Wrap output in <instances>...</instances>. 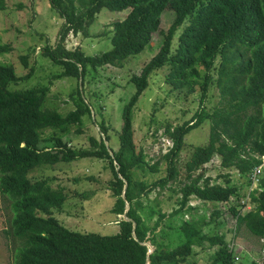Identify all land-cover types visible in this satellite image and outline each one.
Wrapping results in <instances>:
<instances>
[{
    "label": "trees",
    "instance_id": "1",
    "mask_svg": "<svg viewBox=\"0 0 264 264\" xmlns=\"http://www.w3.org/2000/svg\"><path fill=\"white\" fill-rule=\"evenodd\" d=\"M49 2L63 20L56 45L41 50L63 70L52 76L54 79L75 78L82 86L88 67L116 66L140 54L155 33L161 35L162 43L140 73L130 79L135 91L121 111L117 151L105 145L110 138L103 121L98 124L103 139L90 138L89 149L76 150L64 141L72 128L81 133L82 119L93 112L78 86L70 94L75 109L63 116L45 106L49 86L12 89L33 73L25 55L19 56L23 68L28 69L23 76L16 75L12 64L0 60V195L8 199L13 214L9 233L21 241L15 264H184L195 254L194 248L213 250L204 264H235L225 235L204 233L203 228L212 225L214 218L226 217L236 223L237 230L243 228L255 238H264V175L258 179L259 191L250 194L252 209L242 215L245 205L239 202L241 186L249 188V174L261 165L264 156V0ZM5 3L0 0V10ZM102 10L127 11L112 25L111 49L93 57L78 48L65 50L69 34L89 37L90 26ZM165 10L173 13V20L162 32ZM10 52L11 45L0 43V58ZM164 66L170 67L167 80L175 89L185 88L190 93L198 89L200 107L190 121L165 127L164 134L172 145L149 165L133 141V111L150 75ZM214 71L216 78L212 76ZM214 84L223 106L209 113L204 103ZM248 109L254 113L247 114ZM206 121L210 123L208 141L195 147L184 165L177 209L169 216L159 215L148 226L152 211L145 213L143 199L156 187L164 188L177 180L178 158L186 147L184 139ZM46 129L51 132L43 138ZM43 142L52 145L40 147ZM83 158L107 161L112 175L109 190L114 198L110 212L125 217L118 221L116 234H83L65 228L53 215L65 203L63 189L52 188L49 179L29 177L35 169ZM214 158H218L221 169L236 171L246 184L231 183L229 175H225L223 184L204 178L202 170ZM160 161L166 163L165 177L151 184L138 177V172L146 169L157 172ZM191 197L227 205L224 211L215 209L207 222L204 217L184 220V215L195 208L190 205ZM175 218L177 225H172ZM146 242L154 247L150 254Z\"/></svg>",
    "mask_w": 264,
    "mask_h": 264
},
{
    "label": "rangeland",
    "instance_id": "2",
    "mask_svg": "<svg viewBox=\"0 0 264 264\" xmlns=\"http://www.w3.org/2000/svg\"><path fill=\"white\" fill-rule=\"evenodd\" d=\"M126 14L127 11L102 10L90 26L89 37L83 38L81 35L69 34L64 43L65 50L72 51L78 48L91 57L109 51L112 25L115 21L122 20ZM172 20L173 13L165 10L161 16L160 31H166ZM62 23V18L52 8L49 0H6L4 10H0V43L11 45L12 52L3 55L0 60L12 64L17 76H23L28 71L21 65L19 56L25 55L28 68L33 67L30 78L12 86V89L24 90L40 85L49 86L48 104L45 106L48 109L57 110L64 116L75 109L70 94L78 86L83 91L85 102L92 107L93 112L90 117L85 116L82 119L81 133L77 134L75 128H72L70 135L64 141L76 150L89 149L90 138L103 139L98 128L99 122L103 121L110 138L105 145L111 151H117L118 134L122 125L121 111L135 91V86L130 79L133 75H138L142 67L157 53L162 37L159 33L153 34L150 44L140 54L116 66L95 69L88 67L81 86V81L75 78H52L63 70L41 54L45 46L54 47L56 45ZM218 63L219 61L216 62L217 65ZM169 72L170 67L164 66L150 75L148 86L133 111V141L136 150L142 151L149 165L159 160L160 156L164 155L172 145L164 134L165 127L167 125L175 127L190 121L200 107L198 89L193 93L185 88L175 89L167 80ZM199 72L202 74L203 71L199 70ZM212 76L217 77L216 71L212 72ZM221 106L223 104L219 90L215 84L211 85L204 107L211 113ZM246 113L253 114L254 111L248 109ZM209 128L210 123L206 121L185 137L186 147L180 153L177 163L179 171L177 180L164 188L156 187L147 199H143L145 213L152 211L148 226H152L159 215L169 216L177 209L180 199L179 181L182 180L184 165L195 147L204 146L207 143ZM50 132V130H44L42 137H47ZM46 144L52 145L50 142H43L40 147ZM263 171L264 168L260 177L264 175ZM138 173V177L143 181L148 184L154 183L166 176V163L160 161L155 173L148 169ZM202 173L204 178H209L212 183L223 184L225 175H229L231 183L233 181L238 186L246 184V179L238 176L236 171L221 169L218 158L206 164ZM29 177L49 179L52 188L63 189L66 195L65 203L59 210H55L53 215L65 228L83 234L113 235L118 233L117 223L123 217H117L110 212L114 198L109 190L112 175L107 161L83 158L71 163H58L54 166L35 169L29 173ZM241 187L240 197L242 199L247 195L248 189ZM190 203L195 208L189 214L184 215V220H197L204 217L207 222L215 209L219 208L224 211L226 208V204L201 202L194 197L190 198ZM12 218L8 199L0 195V264H15V258L21 247V241L9 233ZM176 220V218L173 220L172 225H177ZM212 223L203 228L204 233L223 234L227 241L231 239L232 223L229 218H214ZM160 230L159 227L157 233ZM235 240L241 249L240 264L250 262L264 264V254L261 253L264 249V242L261 239L255 238L247 230L240 228L236 232ZM145 244L149 246L150 243ZM153 249L154 247L151 246L149 251ZM212 251L194 248L195 254L189 257L184 264H204L209 260Z\"/></svg>",
    "mask_w": 264,
    "mask_h": 264
},
{
    "label": "built area",
    "instance_id": "3",
    "mask_svg": "<svg viewBox=\"0 0 264 264\" xmlns=\"http://www.w3.org/2000/svg\"><path fill=\"white\" fill-rule=\"evenodd\" d=\"M262 162L261 165L255 167L252 172L249 174V179H250V186L248 188V193L247 195L240 199V204L245 205L242 208V211L244 212L245 210H249L250 209V193L253 192L254 190L257 189V183H258V179L260 178V175L262 173V170L264 168V156L262 157ZM232 200V199H231ZM238 202V203H239ZM222 204H226V202L222 203ZM190 205L192 206V204L190 203ZM232 237L229 241H227V245H228V249L229 251L233 254V258L235 261V264H239L240 262V253H241V249L238 246V243L235 240V236H236V231H235V227H232ZM262 242H264L263 240H261ZM262 254H264V249L261 252Z\"/></svg>",
    "mask_w": 264,
    "mask_h": 264
},
{
    "label": "clouds",
    "instance_id": "4",
    "mask_svg": "<svg viewBox=\"0 0 264 264\" xmlns=\"http://www.w3.org/2000/svg\"><path fill=\"white\" fill-rule=\"evenodd\" d=\"M237 175H238V174H237ZM238 176H239V175H238ZM247 189H248V188H247ZM256 190H257V189H256ZM257 191H259V190H257ZM251 193H252V192H251ZM251 193H250V194H251ZM249 206H250V209H249V210H245L244 212L241 210V214H242V215H244L245 213L249 212V211L252 209V205H251V203L249 204ZM122 217L124 218V216H122ZM231 223H232L231 226H232V227H235V231L237 232L238 230H237L236 223H235V222H232V221H231ZM231 230H232V228H231ZM262 239H264V238H261V240H262ZM256 263H257V262H256ZM239 264H240V262H239ZM258 264H259V263H258Z\"/></svg>",
    "mask_w": 264,
    "mask_h": 264
},
{
    "label": "water",
    "instance_id": "5",
    "mask_svg": "<svg viewBox=\"0 0 264 264\" xmlns=\"http://www.w3.org/2000/svg\"><path fill=\"white\" fill-rule=\"evenodd\" d=\"M104 142L106 143V141H104ZM127 209H128V208H127ZM127 209H126V211H127ZM126 211H125V212H126ZM124 219H125V217H124ZM126 220H127V219H126ZM145 245H146V244H145ZM146 246H147V248H148V254H150V253L153 251V250H152V251H149V248L151 247V245L149 244V246H148V245H146ZM147 264H148V263H147Z\"/></svg>",
    "mask_w": 264,
    "mask_h": 264
},
{
    "label": "crops",
    "instance_id": "6",
    "mask_svg": "<svg viewBox=\"0 0 264 264\" xmlns=\"http://www.w3.org/2000/svg\"><path fill=\"white\" fill-rule=\"evenodd\" d=\"M233 182V181H232Z\"/></svg>",
    "mask_w": 264,
    "mask_h": 264
}]
</instances>
